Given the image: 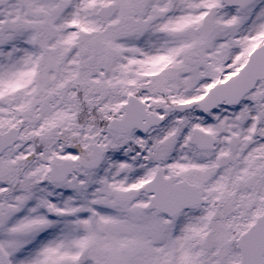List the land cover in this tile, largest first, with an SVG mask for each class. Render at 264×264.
Instances as JSON below:
<instances>
[{
	"label": "snow or ice",
	"instance_id": "snow-or-ice-1",
	"mask_svg": "<svg viewBox=\"0 0 264 264\" xmlns=\"http://www.w3.org/2000/svg\"><path fill=\"white\" fill-rule=\"evenodd\" d=\"M0 264H264V0H0Z\"/></svg>",
	"mask_w": 264,
	"mask_h": 264
}]
</instances>
